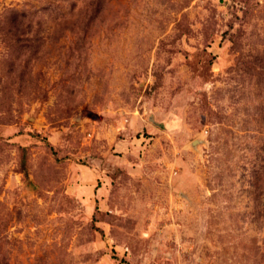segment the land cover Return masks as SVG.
Instances as JSON below:
<instances>
[{"label": "rangeland", "instance_id": "374dc122", "mask_svg": "<svg viewBox=\"0 0 264 264\" xmlns=\"http://www.w3.org/2000/svg\"><path fill=\"white\" fill-rule=\"evenodd\" d=\"M0 264H264V0H0Z\"/></svg>", "mask_w": 264, "mask_h": 264}, {"label": "water", "instance_id": "95a60500", "mask_svg": "<svg viewBox=\"0 0 264 264\" xmlns=\"http://www.w3.org/2000/svg\"><path fill=\"white\" fill-rule=\"evenodd\" d=\"M199 142H201V140H199V139H196V140L193 141V143L196 144V145L199 144Z\"/></svg>", "mask_w": 264, "mask_h": 264}]
</instances>
